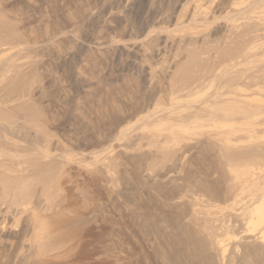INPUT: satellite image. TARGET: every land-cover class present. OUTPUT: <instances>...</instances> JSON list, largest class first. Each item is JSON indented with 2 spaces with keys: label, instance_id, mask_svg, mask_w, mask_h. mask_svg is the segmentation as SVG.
Returning a JSON list of instances; mask_svg holds the SVG:
<instances>
[{
  "label": "rangeland",
  "instance_id": "374dc122",
  "mask_svg": "<svg viewBox=\"0 0 264 264\" xmlns=\"http://www.w3.org/2000/svg\"><path fill=\"white\" fill-rule=\"evenodd\" d=\"M0 43V264H264V0H0Z\"/></svg>",
  "mask_w": 264,
  "mask_h": 264
},
{
  "label": "bare ground",
  "instance_id": "6f19581e",
  "mask_svg": "<svg viewBox=\"0 0 264 264\" xmlns=\"http://www.w3.org/2000/svg\"><path fill=\"white\" fill-rule=\"evenodd\" d=\"M3 44H5V43L3 42ZM3 44H1L2 47H3ZM3 48H5V47H3ZM6 53H4V55ZM0 54H1V49H0ZM3 56L1 55V58ZM17 192H19V191H17ZM44 193H45V191H44ZM51 193H49V192L47 194L45 193L46 194V198H47L46 199L47 200V203L46 204H47V209L48 210L54 209V201H53V197L54 196L52 197L51 196ZM18 195H19V197H21L20 194H18ZM16 196H17V194H16ZM18 198H16V200H17L16 202H15V200L13 201V203H14L13 206L16 205L19 209H22L23 211H30L32 213L33 218L35 219V221L38 220L37 222L42 224L41 225L42 232H40V234H36L37 235L36 236V240L37 241L35 240L36 241L35 243L38 245V247H37L38 250L37 251H41V250H45V249L46 250L47 249H51V251H52V250H54V248L56 246H58V248H59V246H61V247H64V253H63V255L66 258L73 259L72 261L82 262L84 259L90 258L91 253H89L88 250H87V247L86 246H88V243H87L86 239L88 238V236L91 235L90 232L93 229L92 228H89L86 225L87 223H85L84 225L82 224V220L85 219L84 218L85 216L82 214V212H81L82 210H80L78 208V203L74 199H73L74 201H71L70 203H68L69 205L67 207L61 209L60 211H58L56 213H54L52 211L53 213H51V214H48L46 216H41V215H39L38 211H36V209L33 206H30L31 203L28 202L27 198L25 200L22 199L23 201L19 200ZM11 205H12V202H11ZM39 221H41V222H39ZM6 224H7V222L5 223L4 220L3 221L0 220V247L3 250H5V251H11L12 248H14L13 246H15V244H14L15 240L14 239H16V237L18 235V232L15 229L11 228V225H10V227L7 225L8 226L7 227ZM35 225H36V222H35ZM37 226H38V224H37ZM14 228H15V226H14ZM38 231H39V228H38ZM38 235H39V237H38ZM33 238H35V237H33ZM48 251L49 250H47V252ZM93 255H95V254H93ZM52 256H54V255H52ZM40 258H41V255H40ZM40 258H38L39 262L41 260V263L40 264H49L47 262V260H50V258L48 256H47V258L46 257H44L43 259H40ZM52 259H53V257H52Z\"/></svg>",
  "mask_w": 264,
  "mask_h": 264
}]
</instances>
